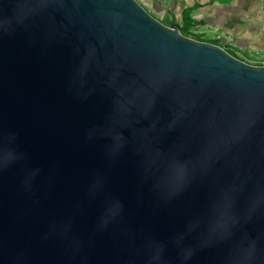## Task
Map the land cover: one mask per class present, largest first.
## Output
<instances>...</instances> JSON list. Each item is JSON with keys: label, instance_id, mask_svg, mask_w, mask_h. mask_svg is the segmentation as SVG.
Returning a JSON list of instances; mask_svg holds the SVG:
<instances>
[{"label": "water", "instance_id": "obj_1", "mask_svg": "<svg viewBox=\"0 0 264 264\" xmlns=\"http://www.w3.org/2000/svg\"><path fill=\"white\" fill-rule=\"evenodd\" d=\"M0 264H264V64L138 0H0Z\"/></svg>", "mask_w": 264, "mask_h": 264}, {"label": "crops", "instance_id": "obj_2", "mask_svg": "<svg viewBox=\"0 0 264 264\" xmlns=\"http://www.w3.org/2000/svg\"><path fill=\"white\" fill-rule=\"evenodd\" d=\"M138 1L161 22L174 24H180L183 9L189 8L193 33L207 42L215 40L241 60L259 59L264 64V0Z\"/></svg>", "mask_w": 264, "mask_h": 264}, {"label": "trees", "instance_id": "obj_3", "mask_svg": "<svg viewBox=\"0 0 264 264\" xmlns=\"http://www.w3.org/2000/svg\"><path fill=\"white\" fill-rule=\"evenodd\" d=\"M189 10H190L189 8H185L182 11V20H181L180 24H178L180 32L183 35H185V36H189V37H192L194 39L201 40V41H206L204 38L196 35L195 33H193L191 31L193 23H192V20H191V16H190V11ZM173 22L174 21H165V22H162V23H164L166 25H172V24H174ZM210 43L216 44L217 42L215 40H211ZM257 64L260 65L261 63H257Z\"/></svg>", "mask_w": 264, "mask_h": 264}, {"label": "rangeland", "instance_id": "obj_4", "mask_svg": "<svg viewBox=\"0 0 264 264\" xmlns=\"http://www.w3.org/2000/svg\"><path fill=\"white\" fill-rule=\"evenodd\" d=\"M171 1V0H170ZM164 2H168L167 0H164ZM141 3V2H140ZM142 4V3H141ZM143 5V4H142ZM144 6V5H143ZM149 12H150V14L152 15V16H154V17H156V18H158L157 17V15H156V13L152 10V9H148L146 6H144ZM251 56H254L253 54H251ZM244 61H246V62H248V63H250V64H256V65H258L257 63H260L261 61L259 60V59H250V60H248V59H245ZM260 65H262V64H260Z\"/></svg>", "mask_w": 264, "mask_h": 264}, {"label": "clouds", "instance_id": "obj_5", "mask_svg": "<svg viewBox=\"0 0 264 264\" xmlns=\"http://www.w3.org/2000/svg\"><path fill=\"white\" fill-rule=\"evenodd\" d=\"M181 255L184 259H190L191 255H192V249L189 247V248L183 250ZM161 256H162V252H161Z\"/></svg>", "mask_w": 264, "mask_h": 264}, {"label": "built area", "instance_id": "obj_6", "mask_svg": "<svg viewBox=\"0 0 264 264\" xmlns=\"http://www.w3.org/2000/svg\"><path fill=\"white\" fill-rule=\"evenodd\" d=\"M263 65V63H261Z\"/></svg>", "mask_w": 264, "mask_h": 264}]
</instances>
